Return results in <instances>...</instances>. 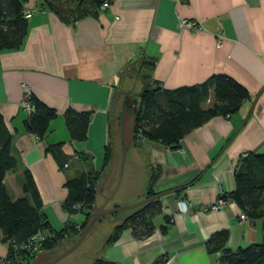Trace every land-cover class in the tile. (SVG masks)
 I'll use <instances>...</instances> for the list:
<instances>
[{
    "label": "crops",
    "instance_id": "0c3cea01",
    "mask_svg": "<svg viewBox=\"0 0 264 264\" xmlns=\"http://www.w3.org/2000/svg\"><path fill=\"white\" fill-rule=\"evenodd\" d=\"M24 6L32 16L21 47L0 52V114L18 159L17 168L4 177L12 200L29 198L22 190L27 172L50 227L79 225L83 213L71 217L63 208L65 183L92 171L98 165L95 158L101 160L107 110L130 76L127 70L147 68L145 74L163 89L194 86L224 74L245 86L249 98L235 114L214 116L190 131L177 149L142 141L150 159L146 167L141 164L142 188L121 204L145 198L148 178L157 170L150 189L161 194L160 213L150 235L135 237L124 229L115 241L103 244L100 254L104 264H152L160 256L166 257L165 264H217L219 253L209 254L205 247L214 232L228 230L232 248L260 240L259 226L239 219L231 193L240 155L264 153V0H112L109 7L70 22L41 6V0H27ZM184 19L198 20L201 27L183 29ZM27 93L56 110L42 139L24 128L31 112L25 108ZM212 100L210 90L203 106ZM254 100L253 113L220 154ZM68 108L92 112L84 141L70 137L64 119ZM138 159L142 163V155ZM106 180L101 178L97 190L103 191ZM220 193L225 196L221 210H206ZM7 253L0 231V259Z\"/></svg>",
    "mask_w": 264,
    "mask_h": 264
},
{
    "label": "trees",
    "instance_id": "16d2710c",
    "mask_svg": "<svg viewBox=\"0 0 264 264\" xmlns=\"http://www.w3.org/2000/svg\"><path fill=\"white\" fill-rule=\"evenodd\" d=\"M26 1L0 0V52L21 47L28 32V19L23 15ZM104 1L112 0H41V6L56 14L61 20L70 22L95 14ZM142 77L144 85L139 93V106L134 108L135 132L139 131L145 139L169 149H177L180 139L210 118L235 114L249 98L245 86L224 74H214L201 84L175 89H163L155 81L153 84L149 74ZM210 90L213 91V100L204 107ZM125 99L129 106H133L129 104L127 98ZM28 101L32 108L24 122V128L26 132L42 139L48 130L49 122L56 116V110L32 94L29 95ZM91 115V111L77 112L70 108L66 109L64 119L71 139L77 141L86 139ZM12 139V134L7 130L0 114V231L3 240L9 242L6 258L13 262L14 259L23 257L26 260L28 253L25 246L29 238L43 230L50 234L48 236L46 234L47 237L42 244L46 250L67 237L70 239L77 237L75 234L83 229L91 216L88 210L92 209L97 197L100 172H84L66 181L68 194L63 202V208L69 214L83 213L84 219L79 225L75 224L78 227L71 223L59 231L53 230L41 210V198L29 173H25L22 184V190L29 198L22 196L12 200L7 192L4 185L5 174L18 166V159L12 152ZM110 158L111 152L106 148L104 167L111 162ZM158 176L157 170L150 174L147 196L155 194L150 188ZM234 182L235 189L231 193V199L252 224L259 226L261 238L259 241L232 248L227 245L228 230L222 229L207 239L206 251L209 254L219 253L217 264H264V153L247 152L241 155L234 168ZM222 198L225 196L222 195ZM76 204H81L82 209H74L73 206ZM158 213L159 199L150 200L134 208L130 214L114 224L108 242L115 241L120 233L128 228L135 237H147L154 229L153 218ZM165 219L167 222L170 220L168 217ZM162 230L165 231V227H162ZM165 263V256H160L152 262ZM92 264L104 262L99 259Z\"/></svg>",
    "mask_w": 264,
    "mask_h": 264
},
{
    "label": "water",
    "instance_id": "95a60500",
    "mask_svg": "<svg viewBox=\"0 0 264 264\" xmlns=\"http://www.w3.org/2000/svg\"><path fill=\"white\" fill-rule=\"evenodd\" d=\"M136 91L133 98L130 93H119L113 103L115 112L112 115L113 136V166L107 174V180L103 191L96 190V194L103 197L101 204L94 202L93 211L78 236L74 239L65 238L56 243L51 249H43L35 254L28 264H86L88 259L97 257L102 243L111 230L116 220H104L98 223L90 232L94 223L109 214L131 210L142 204L160 198L161 194L145 197L134 203L110 208L112 200L128 201L141 191L144 177V167L140 164L133 145L136 143L135 123L138 107L139 82L136 81ZM128 99L129 106L126 99ZM257 98H255L256 100ZM255 100L241 125L229 137L220 154L236 136L253 113ZM219 154V155H220ZM88 235V236H87Z\"/></svg>",
    "mask_w": 264,
    "mask_h": 264
},
{
    "label": "rangeland",
    "instance_id": "374dc122",
    "mask_svg": "<svg viewBox=\"0 0 264 264\" xmlns=\"http://www.w3.org/2000/svg\"><path fill=\"white\" fill-rule=\"evenodd\" d=\"M143 62H145V61H143ZM145 65H151L150 64V62L149 63H144ZM136 66H137V64H136ZM144 68V67H143ZM139 70H140V68H139ZM145 71H146V73H147V68H144V71L142 70L141 72H139L138 71V69L136 70L135 68H133V69H128L127 70V72H128V75H130V76H128V77H126V79H125V81L121 84V87L118 89V92L116 93V95H115V98H114V101L116 100V98H117V96L119 95V93H130V97L131 98H133V94H134V92L137 90L136 89V87H135V85L137 84V82L136 81H138L139 82V84H140V86H139V90H140V92H141V90H142V88H143V86H142V84H143V81H141V73H143V74H145ZM142 74V75H143ZM140 75V76H139ZM139 92V93H140ZM139 93H137V96H139ZM114 103V102H113ZM138 106H139V102H138ZM138 108V107H137ZM115 112V108H114V106L112 105L111 106V108L110 109H108L107 110V117H106V120H107V125H106V138H105V142H104V144H103V146H102V158H101V160H96V158L94 159V163H96V164H98V165H96V167H95V165H94V168H92V171H94V172H97V171H99L100 172V176H99V178H98V181H97V186H98V183H99V181L101 180V178L102 177H106L107 176V174H108V172L110 171V169L112 168V165L109 163V164H107L105 167L103 166V160H104V151H106V148H107V150L109 149L110 150V152H111V158L110 159H112L113 160V149H112V145H113V136H114V130H113V126H112V122H111V119H112V115L111 114H113ZM137 136V135H136ZM137 139V138H136ZM143 139V136L142 137H140L137 141H136V143H135V150L136 149H138L139 150V152H137L138 153V156L137 157H139L140 155H142V163L140 162V160H139V162H140V164H143V166L144 167H146L147 165H148V163L150 162L149 160V151H148V149L142 144V140ZM165 147V146H164ZM166 148H168V147H166ZM169 149V148H168ZM170 150H173V149H170ZM140 154V155H139ZM88 156V155H87ZM241 156V155H240ZM90 158V157H89ZM91 159V158H90ZM90 159H89V161H90ZM93 159V158H92ZM97 161V162H96ZM87 163H88V161H87ZM89 164H90V162H89ZM65 166H67V164H65ZM89 166V165H88ZM143 199V198H142ZM139 200H141V199H139ZM136 201H138V200H136ZM136 201H134V202H136ZM95 202L96 203H100V202H102V197H100V196H97L96 197V200H95ZM121 202L122 201H118V200H113V201H111L110 203H109V206H110V208H112V207H114V206H116V205H120L121 204ZM134 202H131V203H134ZM127 204H129V203H127ZM123 205H125V204H121V206H123ZM223 206V205H222ZM222 206L219 208V209H217V210H210V209H206V210H208V211H211V212H215V211H219V210H221V208H222ZM93 209V208H92ZM92 209H90V210H92ZM129 211L130 210H125V211H120V212H117V213H114V214H109L108 216H106V217H104V218H102V219H100L99 221H96L95 222V224L93 225V227H92V229H91V231L95 228V226L98 224V223H100V222H102V221H104V220H116L115 222L116 223H118L119 221H121L125 216H127L128 214H130L129 213ZM74 214H76V212H74V213H72L71 214V217H73V215ZM246 220V219H245ZM73 222V221H72ZM72 224H76V223H72ZM75 227H78L77 225H75ZM59 230H61V229H59ZM59 230H56V231H59ZM90 231V232H91ZM112 231V230H111ZM80 232V231H79ZM79 232L78 233H76L75 235L76 236H78V234H79ZM90 232H89V234H90ZM41 233H43V232H40L39 233V235H41ZM111 233V232H110ZM88 234V235H89ZM52 235V234H51ZM87 235V236H88ZM110 235V234H109ZM108 235V236H109ZM43 237H45V235H42ZM105 237V239H104V241H106V242H104L103 241V243H102V246H101V248H100V250L102 249V247H103V244L105 245V243L108 245L109 243H112V242H108V238L109 237ZM252 242H256V240L255 241H252ZM8 243V246H9V242H7ZM249 243H251V242H249ZM244 245H247V244H244ZM239 246V245H238ZM237 247V246H236ZM235 247V248H236ZM44 249V248H43ZM100 250H99V252H98V254H97V257H94V258H91V259H88L87 260V263L86 264H92L93 262H95L96 260H99V259H102V261L104 260V258L103 257H101L102 256V254H100L101 252H100ZM100 254V255H99ZM0 261L2 262V264H9V262H10V260H9V258H4V259H0Z\"/></svg>",
    "mask_w": 264,
    "mask_h": 264
},
{
    "label": "built area",
    "instance_id": "2783aa9c",
    "mask_svg": "<svg viewBox=\"0 0 264 264\" xmlns=\"http://www.w3.org/2000/svg\"><path fill=\"white\" fill-rule=\"evenodd\" d=\"M112 1H104L102 3V7L106 8L109 7ZM23 15L25 18L29 19L32 16V9H24ZM181 26L183 29H187V30H196L199 29L201 27V23L198 20H192V19H184L181 21ZM27 98H29V93H27ZM25 108L26 110H30L31 109V105L30 102H26L25 104ZM136 133V138L137 140L142 137L141 132L137 131ZM142 140H145V138L143 137ZM225 203V199L222 198V194L220 193L216 199L212 202L206 205V209H210V210H217L219 209L223 204ZM74 209H82L81 204H76L73 206ZM84 209V208H83ZM239 219L240 220H245L247 219L245 213L240 212L239 213ZM46 237H43L42 235H39V233L32 235L28 242H27V246H25V251L28 253V257L26 258V260L21 258H17L14 259V261L12 262V260L9 262V264H27L29 263V261L35 256V254L41 250H43V242L45 241ZM30 257V258H29ZM29 258V261L27 260ZM28 261V262H27ZM27 262V263H26Z\"/></svg>",
    "mask_w": 264,
    "mask_h": 264
},
{
    "label": "flooded vegetation",
    "instance_id": "af4514ba",
    "mask_svg": "<svg viewBox=\"0 0 264 264\" xmlns=\"http://www.w3.org/2000/svg\"><path fill=\"white\" fill-rule=\"evenodd\" d=\"M153 196V195H152ZM146 197H149V196H146ZM104 201L103 197H102V202Z\"/></svg>",
    "mask_w": 264,
    "mask_h": 264
}]
</instances>
